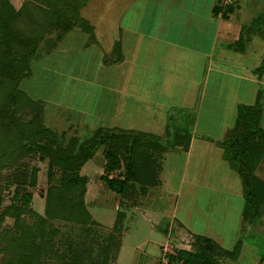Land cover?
<instances>
[{"label": "rangeland", "instance_id": "rangeland-1", "mask_svg": "<svg viewBox=\"0 0 264 264\" xmlns=\"http://www.w3.org/2000/svg\"><path fill=\"white\" fill-rule=\"evenodd\" d=\"M9 1L16 10L30 3V0ZM235 1L229 0L232 4ZM142 8L138 0H90L80 10V15L95 28L94 38L80 28H73L61 42H56L59 32L54 31L47 34L46 41L42 43L38 56L33 60L32 74L21 88L33 100L44 103V125L54 131L65 147L73 139L82 142L91 138L102 127L160 135L165 131L167 120L171 132L179 126L194 131L190 112L169 108L174 103L180 104L177 98L168 99L170 96H167L166 99L163 96L162 100H155L147 109L146 103L131 97L134 85L129 81L125 83L129 78H144L147 75V71L140 67L142 63L134 67L136 57L133 53L136 48L134 44H129L133 40L132 32L141 22ZM119 9L122 12L128 9L123 22L125 28H130L126 40L129 48L127 53L131 51L130 64L122 66L119 64L122 61L114 53V48L121 42L118 20L122 15H118L121 13ZM46 11L44 6L41 11H34L43 24L46 22ZM256 12L242 15L254 19ZM62 22V28L70 24L65 20ZM260 28H264V25ZM17 29L23 32L28 29V25L25 23V26H18ZM48 42L50 45L54 42V49L52 45L46 48ZM184 70L182 68L180 73ZM11 83L13 80L7 79L4 86L0 85V97ZM173 94L176 97L178 89H174ZM6 131L3 138L0 136V156L4 154L1 158L7 157L6 151L21 155L19 144L16 143L17 130ZM25 144L26 141L23 146ZM164 159L161 178L164 182L167 180L168 185L151 188L146 194L138 191L121 205L120 198H116L115 202L112 197L114 193L102 181L106 161L100 150L81 171L87 181L85 205L96 224L86 225L56 218L47 220L43 226L40 219H47V192L51 186H60L61 170L56 167L57 178L50 183L48 159L41 161L39 155L29 153L15 161L3 160L0 162V264H5L6 242L16 237L18 227L13 217L7 216L2 221L1 215L12 206H23L20 200L23 194H30L32 199L26 212L21 215L20 223L35 230H43L45 234L39 264H178L169 257L176 256L181 250H200L195 238L186 232L215 238L225 250L231 251L239 240L245 245L250 234L257 232L264 236V196L260 202L258 219L253 223H244L245 200L239 196L242 182L236 174H229L227 161L219 157L211 159L209 164H205L207 174L199 178L195 155L188 160L181 152L172 151ZM34 169L38 170L37 181L35 186H31ZM226 173L231 179L227 178ZM117 175L113 173L111 177ZM183 180L185 184L180 188ZM202 183H207L211 188H221L222 191L207 189ZM16 193L19 196L15 199ZM119 213L125 217L116 230ZM211 218L213 223L212 220L207 223ZM258 250L259 255H264L260 248ZM241 255L237 261L224 255H217L216 260L218 264L259 262L254 258H251V262H244ZM259 264H264V259Z\"/></svg>", "mask_w": 264, "mask_h": 264}, {"label": "trees", "instance_id": "trees-1", "mask_svg": "<svg viewBox=\"0 0 264 264\" xmlns=\"http://www.w3.org/2000/svg\"><path fill=\"white\" fill-rule=\"evenodd\" d=\"M89 1L30 0L22 9L16 10L9 0H0V85L4 86L7 79L13 80L10 88L0 97L2 130L0 136L3 138L7 134L6 130L16 129L18 132L16 143L22 152L21 155H13L12 152L6 151L7 157L1 158L4 155L2 154L0 162L15 161L29 153H35L39 155L41 161L49 160L50 183L57 178L56 167L61 170L60 186H51L47 192V219H40L42 226L47 220L56 218L86 225L96 224L85 205L87 181L82 177L81 171L100 150L106 161L102 181L111 192L120 197L122 205L138 191L146 194L149 189L158 187L161 183L160 175L165 154L176 150L188 151L192 139L188 130H179L174 134V131L168 129L166 135L160 137L145 132L102 127L91 138L82 142L73 139L65 147L54 131L44 125L42 115L44 103L41 100H33L21 85L30 78L33 60L38 56L47 34L59 32L56 42H61L73 28H80L94 38L95 28L80 15V10ZM42 6L47 10L44 24L34 12L41 11ZM62 20L70 24L63 25L62 28ZM25 23L28 29L18 31V26H25ZM262 24L264 25V14L255 18L248 31ZM51 45L54 49V42ZM51 45L50 42L46 43V48H50ZM114 53L118 55V60L122 61L120 44L114 48ZM263 69L264 62L256 72L262 73ZM262 97L261 93L259 101L254 106L240 107L234 126L223 140L217 142V146L224 152V160L242 181L245 200L244 223H253L258 219L260 202L264 196V182L256 175L259 164H264ZM24 141L26 144L23 146ZM1 150L0 146V152ZM113 173L118 174L117 177H111ZM37 175L38 170L34 169L31 186L36 185ZM18 196L16 193L15 199ZM31 199L30 194H23L20 199L23 206H12L1 215L2 221L10 216L16 220L15 225H18L16 237L6 242L5 264H39V256L44 249V231L20 223L21 215L26 212ZM124 217L123 213L118 214L116 230L121 226ZM193 237L200 245V250L197 252L181 250L176 256L171 255L169 259L178 264H218L217 255H224L233 261L240 258L243 248L241 240L231 251L225 250L209 237L203 235Z\"/></svg>", "mask_w": 264, "mask_h": 264}, {"label": "crops", "instance_id": "crops-1", "mask_svg": "<svg viewBox=\"0 0 264 264\" xmlns=\"http://www.w3.org/2000/svg\"><path fill=\"white\" fill-rule=\"evenodd\" d=\"M138 1L143 6V16L138 28L133 29V40H130L129 44H134L136 48L133 53L136 57L133 61L134 67L135 64L142 63L140 67L147 71V75L144 78H129L125 83L129 81L134 85L131 97L139 102L142 100L147 104V109L155 100H162L163 96L167 99V96H170L168 99L177 98L180 101L179 105L174 103L169 106L171 110L190 112L194 131L180 126L174 129V132L188 130L191 133L190 148L188 151L174 152H181L188 160L195 155L197 176L203 178L207 174L205 164H209L215 157L224 159V152L217 146V142L223 140L234 126L240 107L254 106L261 93V127L264 129V69L262 73L256 72L264 62V28L258 27L248 31L255 18L264 13L261 8L262 0H237L233 4L229 0ZM119 11L122 13H118L122 15L118 20L121 37L119 44L123 57L119 64L122 66L130 64L131 51L127 53L129 48L126 45L130 28H125L123 22L128 9ZM249 11H257L254 19L249 15H242L245 12L250 13ZM182 68L186 71L180 73ZM174 89H178L176 97L173 94ZM188 100L192 102L188 103ZM158 107L164 108L161 105ZM165 121V131L158 135L160 137L165 136L169 129L168 121ZM262 168L264 164H259L256 175L264 180ZM229 170L230 175L239 176L231 168ZM229 174L226 173L227 178L231 179ZM160 180L161 183L156 188L168 185L161 175ZM183 184L184 180L180 188ZM202 184L215 192L222 191L221 188H211L207 183ZM241 187L239 196L244 198L243 185ZM112 197L115 202L116 198H120L116 194ZM209 220L212 218L208 219L207 223H210ZM211 222L213 223V220ZM186 233L188 236L191 234L190 237L196 235ZM250 236L249 240L244 242L241 259L251 262V258H254L256 262L259 260L256 263L259 264L264 259V255L258 254L259 248L264 253V236L257 232Z\"/></svg>", "mask_w": 264, "mask_h": 264}]
</instances>
